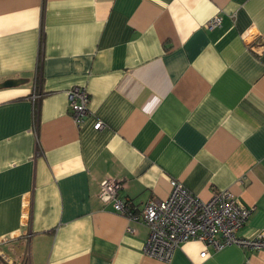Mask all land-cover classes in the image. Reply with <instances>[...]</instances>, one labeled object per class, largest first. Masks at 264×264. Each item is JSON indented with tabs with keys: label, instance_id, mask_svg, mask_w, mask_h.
<instances>
[{
	"label": "crops",
	"instance_id": "obj_1",
	"mask_svg": "<svg viewBox=\"0 0 264 264\" xmlns=\"http://www.w3.org/2000/svg\"><path fill=\"white\" fill-rule=\"evenodd\" d=\"M10 80L3 263L264 264V249L236 245L201 258L199 242L150 257L148 226L100 199L109 179L138 207L168 198L171 180L204 201L230 190L254 209L238 237L264 232V0H0V86ZM76 86L90 94L81 127Z\"/></svg>",
	"mask_w": 264,
	"mask_h": 264
},
{
	"label": "built area",
	"instance_id": "obj_2",
	"mask_svg": "<svg viewBox=\"0 0 264 264\" xmlns=\"http://www.w3.org/2000/svg\"><path fill=\"white\" fill-rule=\"evenodd\" d=\"M221 17L215 16L206 28L213 30L221 25ZM69 110L78 127L90 115V94L84 87H73L67 91ZM42 96H33L34 102ZM105 128L103 122L96 130ZM168 198L151 199L142 207L120 196L124 188L122 180L109 179L102 183L100 199L112 204L115 213L132 223L147 225L150 233L145 254L164 262H170L175 250L188 242H199L205 246L201 258L208 256L207 248L221 251L229 246H240L252 251L264 249V232L253 239L238 237V232L250 220L254 209L246 206L230 190H215L208 201H204L177 180L170 181ZM131 232H135L130 229ZM9 260L0 252V258Z\"/></svg>",
	"mask_w": 264,
	"mask_h": 264
},
{
	"label": "water",
	"instance_id": "obj_3",
	"mask_svg": "<svg viewBox=\"0 0 264 264\" xmlns=\"http://www.w3.org/2000/svg\"><path fill=\"white\" fill-rule=\"evenodd\" d=\"M18 84H19L18 81L10 80V81H7L6 83H4L3 85H1L0 87H2V88H10V87L17 86ZM0 264H5V263H3L0 260Z\"/></svg>",
	"mask_w": 264,
	"mask_h": 264
},
{
	"label": "flooded vegetation",
	"instance_id": "obj_4",
	"mask_svg": "<svg viewBox=\"0 0 264 264\" xmlns=\"http://www.w3.org/2000/svg\"><path fill=\"white\" fill-rule=\"evenodd\" d=\"M1 260V259H0ZM2 261V260H1ZM3 262V261H2Z\"/></svg>",
	"mask_w": 264,
	"mask_h": 264
},
{
	"label": "bare ground",
	"instance_id": "obj_5",
	"mask_svg": "<svg viewBox=\"0 0 264 264\" xmlns=\"http://www.w3.org/2000/svg\"><path fill=\"white\" fill-rule=\"evenodd\" d=\"M138 224V223H137Z\"/></svg>",
	"mask_w": 264,
	"mask_h": 264
},
{
	"label": "rangeland",
	"instance_id": "obj_6",
	"mask_svg": "<svg viewBox=\"0 0 264 264\" xmlns=\"http://www.w3.org/2000/svg\"><path fill=\"white\" fill-rule=\"evenodd\" d=\"M26 258V257H25Z\"/></svg>",
	"mask_w": 264,
	"mask_h": 264
}]
</instances>
